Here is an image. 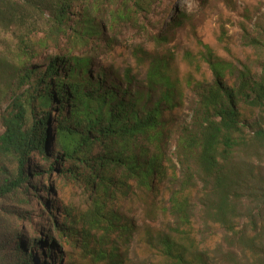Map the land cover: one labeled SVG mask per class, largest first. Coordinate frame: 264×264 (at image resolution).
Segmentation results:
<instances>
[{
  "label": "rangeland",
  "instance_id": "374dc122",
  "mask_svg": "<svg viewBox=\"0 0 264 264\" xmlns=\"http://www.w3.org/2000/svg\"><path fill=\"white\" fill-rule=\"evenodd\" d=\"M30 1L26 25L0 29V136L15 99L27 102L26 129L50 113L52 136L59 102L39 98L51 81L49 67L60 57L56 64L64 78L65 62L87 58L103 91L113 88L126 101L141 98L140 111L154 108L172 90L171 100L161 106L162 140L145 142L165 170L154 177L152 188L129 179L121 183L118 175V190L107 202L113 225L98 230L89 213L103 191L88 182L89 171L60 161L63 152L51 137L46 153L28 157L26 183L0 196V264H104L101 251L112 252L121 264H171L158 237L175 233L171 197L186 181L180 138L193 126L201 96L216 82L210 61L225 65L221 80L229 88L238 90L243 74L252 84H264V0ZM155 60L164 62L168 80L152 86ZM23 68L34 71L30 78L21 77ZM49 91L55 93V86ZM57 91L62 96L65 90ZM255 96L253 91L238 96L248 146L234 156L232 167L247 176L244 192L255 199L239 203L238 229L254 227L259 242H240L209 219L199 198L204 184L197 177L189 186L196 244L208 247L210 264H264V200L256 201L264 193V148L253 140L264 130V105L253 104ZM18 172L17 157L0 152V190Z\"/></svg>",
  "mask_w": 264,
  "mask_h": 264
},
{
  "label": "trees",
  "instance_id": "16d2710c",
  "mask_svg": "<svg viewBox=\"0 0 264 264\" xmlns=\"http://www.w3.org/2000/svg\"><path fill=\"white\" fill-rule=\"evenodd\" d=\"M29 3L30 0L20 3L0 0V29L26 25L28 19L24 13ZM62 11L61 16H64V7ZM59 58L53 59L47 72L51 81L39 96L48 102H59L54 134L51 136L50 113L44 115L41 122L26 129L28 106L22 99L13 101L11 112L4 118L5 131L0 136V152L17 157L19 172L9 186L1 188L0 196L10 194L26 183L28 177L24 175V169L28 157L36 152L46 153L52 137L63 152L60 161L72 162L77 169L89 171L88 182L94 184L96 192L103 191L102 194L97 193L99 198L89 214L93 228L108 231L113 222L107 217V202L110 195L118 190L117 176L123 177L121 183L129 179L152 188L154 177L163 175L162 159L157 154L150 155L145 142L162 140L161 106L171 100L172 90L164 92L162 100L157 101L154 108L145 107L140 111L141 98L126 101L113 88L103 91L101 79L90 71L87 58L73 57L65 62L68 72L64 78H59V66L56 64ZM209 63L216 82L201 96L194 124L185 128L178 146L179 162L184 168L186 181L184 187L171 197L170 217L175 233L160 234L158 237L171 264H210L207 260L208 247L196 244L193 223L195 205L193 189L189 186L197 177L204 184L199 198L209 219L240 242H259L257 235H252L257 232L254 227L248 231L238 229L239 203L255 199L244 192L247 176L242 170L233 168L232 164L234 156L248 146L243 135L245 127L240 118L238 96L248 91L256 92L253 104L263 106L264 84H252L243 74L239 89L229 88L221 80L225 65ZM164 66L162 60L152 63L149 71L152 86L168 80L163 72ZM33 73V70L23 68L21 77L28 79ZM46 81V78H41L42 84ZM53 85L55 93L49 91ZM58 88L65 90L62 96ZM28 103L32 105V101ZM253 140L257 148H264V130L256 132ZM54 168L51 165L49 171L54 172ZM68 172L76 175L74 170ZM262 200L264 193L256 201ZM101 256L104 264H121L112 252L101 251Z\"/></svg>",
  "mask_w": 264,
  "mask_h": 264
}]
</instances>
